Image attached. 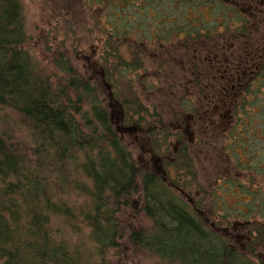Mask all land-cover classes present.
I'll return each instance as SVG.
<instances>
[{
  "label": "trees",
  "instance_id": "trees-1",
  "mask_svg": "<svg viewBox=\"0 0 264 264\" xmlns=\"http://www.w3.org/2000/svg\"><path fill=\"white\" fill-rule=\"evenodd\" d=\"M257 1L88 0L105 2L117 20L103 45L112 51L103 60L116 61L114 49L121 45L114 38L122 36L119 30L130 8L139 16L148 15L149 20L155 12L161 13L157 23L170 25L174 36L188 40L185 44L191 47L222 37H248L252 25L264 22V0ZM180 6L183 23L167 13L169 7L174 12ZM200 7L210 16L211 25H186L203 21ZM148 29L155 35V28ZM27 41L20 0H0V264H111L122 240L157 258L159 264H264L260 258L264 257L263 207L258 216L251 217L245 210L247 201L237 200L234 211L240 215L219 213L216 225L201 218L183 197L185 190L173 186L180 183L176 181L183 174L177 175L180 167L187 172L189 165L175 169L176 180L139 171L99 99L96 84L74 76L60 58L55 60L57 73L46 74L34 63ZM250 56L236 88L224 93L225 111L231 110L234 122L223 131L229 144L222 149L237 168L263 179L264 57ZM192 69L197 71L196 66ZM102 71V77L112 76L108 68ZM59 73L67 77L60 79ZM191 104L186 98L180 107L192 113ZM119 106L124 112L128 109L122 102ZM138 111L132 110L133 114ZM253 140L256 146L251 147ZM184 151L181 147L183 161ZM227 182L236 195H249L264 205L260 190L251 193L235 181ZM136 198L147 226L123 234L120 216L130 211ZM222 224L240 226L245 236L230 238ZM82 232L85 241L70 242V234L79 237Z\"/></svg>",
  "mask_w": 264,
  "mask_h": 264
},
{
  "label": "rangeland",
  "instance_id": "rangeland-1",
  "mask_svg": "<svg viewBox=\"0 0 264 264\" xmlns=\"http://www.w3.org/2000/svg\"><path fill=\"white\" fill-rule=\"evenodd\" d=\"M20 2L27 33V49L36 66L46 74L52 75L57 73L55 60L60 58L71 68L74 76H81L96 84L99 99L109 111L111 120L137 163L139 171H154L162 177L169 175L176 180L175 169L187 163L188 171L180 167L177 175L182 172L183 174L176 180L180 183L173 186L185 190L183 197L198 211L201 218L213 220L215 222L212 223L216 225L219 222V213H231L236 217L235 215H240L234 211L239 205L237 200L247 201L245 210L250 212L249 216H258L259 209L264 208V205L260 204L262 202L245 195L248 193H244L245 196L236 195L233 193L236 189L227 182L235 181V184H241L251 193L260 190L259 196L264 195V178L252 176L245 172L243 167L237 168L225 153V146L229 141L224 140L223 129H229L234 120L231 110L226 108L225 111L224 92H218L219 88L211 85V76L205 71L213 65L220 68L213 59L215 52L208 50L210 45L190 47L185 44L188 40H182L184 43L174 40L171 28L166 25L160 28L161 23L154 25L162 15L155 12L156 16L150 20L149 16L145 15L147 19H144V22L148 27L160 29L167 43L144 45L140 52H133V47L132 56L129 53L127 55L122 46H118L114 49L118 54V61L112 58L103 60V56L112 53L103 45L110 40V26L117 21L109 14L110 8L106 4L89 3L88 0ZM182 7L174 12H171L170 7L167 10L169 16H175L177 23H183L179 12L183 11ZM197 10L203 21H190L186 22V25L198 27L201 26L200 22L206 26L211 25L210 16L204 7ZM130 11L133 12L132 8L127 10ZM186 16L193 18V15ZM138 20L141 19H136V22ZM133 24L127 22L122 25ZM135 37L136 34H133L132 38ZM221 40L224 42V49L223 52L218 51L219 57L225 64H230L228 68L231 70L234 68L232 63H237L241 58L248 61L254 53V59L257 56L263 58L264 55L259 57V54L264 52V22L252 25L248 37ZM129 47L127 44L126 48ZM121 62L125 64L122 65ZM192 66H196L197 71H193ZM100 67L108 68L112 76L101 77ZM229 74L233 73L229 71ZM57 76L60 79L67 77L61 73ZM186 98L194 107L193 112L189 114L180 107V102ZM121 102L128 108H125V112L119 106ZM259 104L260 101L257 106ZM137 105L143 108L144 112L138 111ZM133 109L139 114H133ZM208 117L216 118L215 125H211ZM137 118H142L141 123L137 122ZM230 119L231 121L227 122ZM126 121L130 125L124 126ZM254 127L256 128V124ZM250 146H256V140L250 141ZM181 147H185L183 153L187 155L184 161L180 158ZM222 147H225L224 151ZM120 217L121 225L126 230L123 234L133 228L147 226L138 198L131 201L130 211L124 212ZM229 219L231 218L228 217ZM222 226L223 232L230 238L241 239L245 236L240 226ZM82 233L79 237L70 234V242L74 244L85 241V233ZM121 243L123 246L121 245L118 253L113 252L111 264H159L157 258L128 247L124 240Z\"/></svg>",
  "mask_w": 264,
  "mask_h": 264
},
{
  "label": "flooded vegetation",
  "instance_id": "flooded-vegetation-1",
  "mask_svg": "<svg viewBox=\"0 0 264 264\" xmlns=\"http://www.w3.org/2000/svg\"><path fill=\"white\" fill-rule=\"evenodd\" d=\"M243 1L245 2L246 0H243ZM105 2H104V4H105ZM252 2H256L257 3L258 1L257 0H252ZM120 16L123 17L124 14H121ZM125 17L127 19L125 21V23L129 22L131 24L132 23H134V24L132 26H130V25H127V26L126 25H122L123 28H120L118 26L120 28L119 34H121L122 36L119 37V38H114L115 39L114 43L117 44V45L119 43L124 48V50H125L127 55L129 53L132 56V53H131L132 50L131 49L133 47H134L133 50H135L133 52H140V51H142V47L144 45H150V44H154V45H158L159 44L160 45V44H165V43L168 42L166 39H164V37H162V35L160 33V29L156 30V28H155V30H154V34L155 35L151 34L152 31L150 32V30L148 29V26L144 22V18H146V17H145V15L143 13H142V16H139V15L136 14L135 11H133V12L130 11V12H128V14L125 15ZM170 17H172V16H170ZM153 18H154V16H153ZM136 19H141V20H138L136 22ZM155 23L158 25L157 22H155ZM162 26H164V25L162 24ZM168 27L170 28V25H167V28ZM133 34H136L135 38H132ZM145 34H147V36H148V34H150L151 38L145 36ZM109 35H110V33H109ZM222 38L227 39L226 37H222ZM173 39L174 40L177 39V40L180 41V38L177 37V36L176 37L174 36ZM221 39H220V41L214 39V40H210V42H208V45H210L208 50H210L212 52H215V54H214L215 56L213 57V59L216 60L215 62L218 63L220 68H217V65H213L212 68H209V69H207L205 71H206V74H209L211 76V85L218 87L219 88L217 90L218 92H224L225 93V92H228V91H233L234 88H236L235 87V85H236L235 83L236 82L238 83L241 80L240 79V75H244L245 74V69H246V67H248L247 65H248L249 62L244 60V58H241V60H238L237 63H232V66L234 67L232 70L229 69L228 67H229L230 64L229 63L225 64L223 62V60L219 57L218 51L219 52H221V51L223 52V49H224V47H223L224 42H222ZM127 44L130 45V47H129L130 49L126 48ZM208 45H205V46H208ZM134 55H136V54L134 53ZM112 59H114V58H112ZM102 70H103V68L100 67L99 75L101 77H102V74H103ZM229 71H231L233 74H229ZM224 106H226V105L224 104ZM222 112H223V110H222ZM222 112H220V114ZM186 113L189 114V112H186ZM208 118H209L208 120H210V122H211V125H215L216 118H214V117L213 118L208 117ZM223 130H226V129H223Z\"/></svg>",
  "mask_w": 264,
  "mask_h": 264
}]
</instances>
